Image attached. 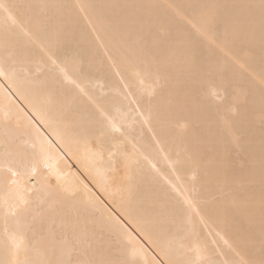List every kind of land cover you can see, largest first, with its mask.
<instances>
[{"label": "bare ground", "instance_id": "1", "mask_svg": "<svg viewBox=\"0 0 264 264\" xmlns=\"http://www.w3.org/2000/svg\"><path fill=\"white\" fill-rule=\"evenodd\" d=\"M0 4V261L264 264L262 0Z\"/></svg>", "mask_w": 264, "mask_h": 264}, {"label": "snow or ice", "instance_id": "2", "mask_svg": "<svg viewBox=\"0 0 264 264\" xmlns=\"http://www.w3.org/2000/svg\"><path fill=\"white\" fill-rule=\"evenodd\" d=\"M262 3H264V0H262ZM8 5H4V4H0V8H3V9H5L6 11H7V9H8ZM0 74H2V73H0ZM6 171H7V173H9L10 175H11V177H12V179H11V183L13 184V185H16L17 183H18V180H17V178L19 177V172L18 171H16L13 167H11V166H7V168H6ZM26 203V202H25ZM13 214H15V212H13ZM146 239H147V237H145ZM9 239L11 240V243H12V245H13V249H12V255L15 257V256H17L18 254H19V251H20V249H21V246H22V244H23V240H22V238H20L19 240L17 239V237L15 236V235H10V237H9ZM149 243H151V241L149 240ZM0 264H5V262L4 261H0ZM12 264H31V262H29L28 260H24V261H20V260H16V259H14L13 261H12ZM47 264H52V262H47ZM63 264H71V262L70 261H68V262H63ZM80 264H94V262L93 261H83V262H80ZM125 264H133V262H125Z\"/></svg>", "mask_w": 264, "mask_h": 264}]
</instances>
